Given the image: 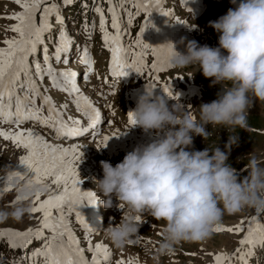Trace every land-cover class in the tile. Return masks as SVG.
Returning <instances> with one entry per match:
<instances>
[{"label":"clouds","instance_id":"clouds-1","mask_svg":"<svg viewBox=\"0 0 264 264\" xmlns=\"http://www.w3.org/2000/svg\"><path fill=\"white\" fill-rule=\"evenodd\" d=\"M230 3L233 7L225 14L208 22L218 35L216 47L181 38L184 51L169 44L167 53L170 68L192 69L189 77L199 71L210 86L219 85L217 98L193 111L168 95H154L145 85L131 111L133 127L155 138L134 147L114 166L100 161L102 177L93 191L96 204L122 210L119 222L103 229L106 239L123 249L140 231L138 218L152 217L160 224L157 247L148 254L152 264H160L181 244L205 241L225 214L264 212V151L245 156L244 176L229 163L232 148L238 146L235 130L248 127L254 104L264 107V0ZM168 100L175 102L169 106ZM220 130L228 133L223 150L218 144L193 150L194 137L207 144ZM2 172L16 202L0 207V223L21 221L37 194H51L48 180L34 183L7 166Z\"/></svg>","mask_w":264,"mask_h":264},{"label":"snow or ice","instance_id":"snow-or-ice-1","mask_svg":"<svg viewBox=\"0 0 264 264\" xmlns=\"http://www.w3.org/2000/svg\"><path fill=\"white\" fill-rule=\"evenodd\" d=\"M22 11L7 17L17 21L11 28V31L17 34L16 38L5 39L6 47L0 48V121L9 124L15 123L17 126L26 121H36L41 126L50 127L55 131L54 139L80 137L87 133L89 129L94 130L101 121L100 111L89 102V100L80 94V88L77 81V73L72 70L57 71L52 65L54 58L57 63H69L68 55L70 52L71 41L63 29L60 31L58 43L52 55H49V49L43 36L51 28L48 18L53 12L57 13V21L60 22L59 10L55 4H48L46 0H15ZM71 0H65L70 3ZM108 12L111 15V27L114 34H110L105 27V17L103 10L96 7L95 11L99 13V27L103 34L104 44L111 52L110 69L114 77H123L127 75V70L135 69L140 73L146 67L144 63L145 52L136 53V60L132 64H126L121 53L126 52L121 40V26L119 16L115 7L109 0ZM121 7H123V0ZM137 15L141 11L148 13L151 10V4L148 2H138L135 4ZM38 16V20H37ZM129 23H131V13H129ZM150 25L149 17L145 20V26L140 28L137 36V46L141 42V37L145 32V27ZM87 30V25H85ZM42 47L43 63L37 58L38 48ZM171 45L153 47L151 49L154 61L151 64V71L158 73L168 67L167 53ZM145 51L148 45H144ZM32 57L30 60L29 58ZM80 62L86 66L82 79L87 82L92 70V60L85 48L80 56ZM47 78L52 87L69 96H75V107L78 111L82 110L83 116L87 118V127L79 119L69 117L65 121L63 113L57 110L50 97L43 95L38 86V81L43 82ZM153 80L158 79L156 76ZM149 89H154L155 85L150 84ZM163 92L169 94L170 89L164 87ZM44 91H47L45 89ZM23 93V94H21ZM37 97L41 100V107H36ZM47 107V116L41 115V109ZM62 107L66 108L67 105ZM128 123L133 125L132 114H127ZM0 137L4 140H11L13 144L22 146L27 154L19 158V164L25 169L23 174L29 176L34 183H40L41 180L50 181L62 190L55 196H48L41 200L39 194L33 200L31 213H40L39 226L35 229L29 228L26 231L19 232H0V237L7 235L8 242L12 248H26L33 239L43 240L42 248H38L33 256H43L45 264H107L110 258L109 250L101 243L92 244L88 239L87 233L91 232L85 221V218L78 211L81 204L87 203L88 206L96 205V197L93 192H82L79 188L80 180L77 179L75 161L78 159L77 148L60 147L44 140L41 136L32 132L27 134L16 132L15 135H9L0 131ZM110 137L105 135L101 141L104 147L107 145ZM19 172V171H18ZM69 182L71 187L69 188ZM8 189H5L7 191ZM75 212L77 222L84 227L86 231L85 240L88 247L85 250L81 247V242L76 239L70 226L69 217ZM140 221L141 218H138ZM47 230L51 235L45 236ZM217 231L226 230L229 232L243 233L239 240L240 247L236 249L239 253V259L244 260L242 251L245 245H252L254 242L264 244V224L256 220L249 222L247 230L243 228V221L240 225L228 229H216ZM91 254L90 259L85 252ZM31 258V257H30ZM23 257L19 262L13 264H23ZM231 257L218 254L214 257L215 264H231ZM116 264H137L134 260L125 262L118 260Z\"/></svg>","mask_w":264,"mask_h":264},{"label":"rangeland","instance_id":"rangeland-1","mask_svg":"<svg viewBox=\"0 0 264 264\" xmlns=\"http://www.w3.org/2000/svg\"><path fill=\"white\" fill-rule=\"evenodd\" d=\"M47 1L48 0H46V2ZM104 1L109 2V0ZM171 1L173 0H166L167 3ZM58 2L59 0H52L51 2L49 1L48 4L58 5ZM141 2L143 3L144 1L142 0ZM230 7H233V5H231L230 3V0H224L222 3L210 4L208 11L205 13V16H207L206 21L210 19V16L212 14L220 17L221 15L225 14ZM21 11L22 9L15 2V0H0V35L1 37L6 35L3 38L4 41L7 38L13 39L17 37V34L11 31V28L17 23V21L8 19L7 17L19 14ZM121 11L125 12L124 9H121ZM132 22L135 23L136 20H132ZM60 25L62 24L60 23ZM132 28L135 31L136 28L134 26ZM60 29H62V26H60ZM47 34L49 35L48 40H50L51 36L49 31ZM217 36L218 35H216V37ZM189 70L192 71V69H176L175 71H173V73L174 77H181L177 80L180 82L179 84L183 88H186V86H198V89L203 94V96L199 99V102H196V104L199 106L202 103H209L216 99L217 92L220 90V86H210L211 82L209 79H207V82L200 83L198 77L188 78ZM173 73H171V75ZM208 130L211 131V126L208 127ZM5 131H7V128L5 129ZM29 131H27V133ZM16 132H21V130L13 132L10 131L9 135H15ZM234 134H237L239 137L238 146L232 148L229 155V163H231L232 166L237 169L238 173L241 176H244L247 174L244 170V165L247 163L245 156L253 151H264V107L260 106L259 104H254V106L249 110L248 127L246 129L237 128ZM227 137L228 133L225 130H220L218 132H214V135L206 144L201 137L196 136L193 138L192 148L193 150H203L207 146L211 148L218 144V146L223 150L224 145L227 141ZM52 144L61 145L57 143ZM20 147L24 149L22 146L13 144L11 140H0V207L10 206L15 204L16 202L14 191L10 188L5 187V176L2 172V169L7 166L8 168H13L14 170L21 173L25 171L24 167L19 164V158L24 155V152ZM67 148L72 147L68 146ZM82 151V149L77 148L79 157L75 161L77 179L83 182H80V184L84 189L88 190L89 192H93L95 190V183L93 185H85L84 181L89 182V174L93 169L96 172L100 173L99 169H95L100 168V160L97 159V157H89L87 155H84ZM121 160V157H119L118 159L112 161L113 166ZM55 187L57 186L51 185V194L40 197L41 200L46 199L48 196L57 195L58 192H54ZM70 187L71 183L69 182V188ZM5 189L8 190L5 191ZM88 208H85L82 211L80 210V212L86 213L88 211ZM40 218V213L30 212L26 214L24 218L19 222L8 220L5 223H0V232H23L29 228L35 229L39 226ZM252 220H256L258 223L264 224V212L246 210L235 215L225 214L222 217V220L214 226L211 235L205 241L201 243L181 244L177 246L171 255L161 258L160 264H215L214 257L218 254H224L231 257V264H257L259 260L262 263V258L259 257V255L261 253L262 254L260 256L264 255V244H261L257 241L252 245H245L242 249L244 253V260L241 261V259H239L240 254L236 253V249L240 247L239 240L242 238L243 233H236L234 231L229 232L226 230H216L217 228H234L240 225L241 221H243V228L247 230L249 222ZM69 222L71 223V217H69ZM140 225L141 227L139 233L134 236L132 238V242L126 245L123 249H116L111 244L107 245L103 244L102 241H98V243H101L103 246H109V248L111 249V264H116V262L121 259H123L125 262L127 260H134L137 262V264H152V261L148 254L157 247V241L160 238V224L152 217L146 215L145 217H141ZM44 234H47V236L51 235L47 230L44 231ZM99 237L100 240H104V238H106L104 233H102ZM6 238L7 235L0 237V245L2 246L3 244H7L5 253H2V255L0 256V264H7V260L5 258H9L10 263H12V261L16 262V260L20 261V258L18 257L16 252L14 250H11L10 244ZM88 239H90L91 242L97 241L96 238ZM104 241H106V239ZM85 243L88 247L87 241H85ZM92 244L94 245L96 243Z\"/></svg>","mask_w":264,"mask_h":264},{"label":"bare ground","instance_id":"bare-ground-1","mask_svg":"<svg viewBox=\"0 0 264 264\" xmlns=\"http://www.w3.org/2000/svg\"><path fill=\"white\" fill-rule=\"evenodd\" d=\"M26 134H27V133H26ZM86 204H87V203H86ZM87 210H88V211H87L86 213H88L89 215H93V214H94V212L92 211V208L89 207ZM121 258H122V257H121ZM127 261H128V260H127ZM127 261H126V262H127Z\"/></svg>","mask_w":264,"mask_h":264}]
</instances>
